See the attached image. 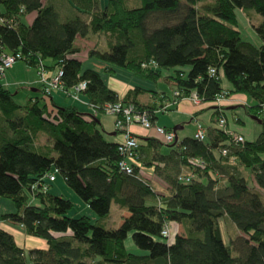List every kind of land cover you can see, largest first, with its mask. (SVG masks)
Instances as JSON below:
<instances>
[{
	"label": "trees",
	"instance_id": "obj_1",
	"mask_svg": "<svg viewBox=\"0 0 264 264\" xmlns=\"http://www.w3.org/2000/svg\"><path fill=\"white\" fill-rule=\"evenodd\" d=\"M238 9L262 16L254 25L261 45L242 39ZM78 36L96 40L91 57L154 80L170 77L178 100L193 91L201 102L222 93L246 95L255 102L246 113L259 118L260 133L235 142L216 124L203 140L141 136L132 172L122 171L120 141L105 136L98 114L105 104H133L153 123V110L163 105L141 104L138 96L147 91L141 87L120 96L99 71L83 69ZM2 53H19L17 60L36 69L41 63L62 69L66 91L86 82L81 93L93 112L49 103L42 87L21 104L0 81V196L16 207L0 216V264H264V0H0ZM152 62L155 68L143 67ZM222 112L217 106L213 122ZM41 135L44 144L37 143ZM143 169L166 184L164 192ZM57 172L98 220L109 215L112 202L127 209L121 224L106 228L86 215L70 216L72 201L49 191ZM31 197L39 204H30ZM225 217L241 232L227 242L220 226ZM3 221L48 247L26 250ZM173 224L184 234L164 236ZM130 233L140 253L127 249Z\"/></svg>",
	"mask_w": 264,
	"mask_h": 264
},
{
	"label": "rangeland",
	"instance_id": "obj_2",
	"mask_svg": "<svg viewBox=\"0 0 264 264\" xmlns=\"http://www.w3.org/2000/svg\"><path fill=\"white\" fill-rule=\"evenodd\" d=\"M33 15L34 14H31V15L29 14L26 17L28 22L31 21L34 18ZM237 19H238L237 29L241 32L242 39L250 41V42L254 43L255 45H261L262 44V40L257 35V33H256L255 29H254V25L258 24L262 20V16L260 14L256 13L255 11H252V13H249V15H246L243 11L238 9L237 10ZM93 40H95V39H93ZM99 44L101 46L105 47L106 46V37H104V36L101 37L100 40H99ZM81 45L84 47L83 42L81 43ZM78 56L83 61V69L92 68V69H95V70L99 71L104 76V79H105L106 82H108V80L110 78V73H108L105 70V68L109 67V66H112V67H114L117 70V73L114 74V75H116L114 77L116 80L117 79L118 80L128 79L127 80L128 82H130V83H132L133 85H136V86H142L143 88L144 87H148V88L160 89V90H165V91L169 90L170 91L169 86L163 80L165 77L162 78V79H157V80H154V79H151V78L147 79L146 77L139 76L138 74H134V73H132L131 71H129L127 69L114 66V65H112L110 63H107V62H105L103 60L97 59L96 57H91L89 55V53H88V50L80 52L78 54ZM17 65L18 66H20V65L27 66L26 63L23 60L15 61V63L12 66H13L14 69H16ZM164 73L165 74L166 73L169 74L170 72L165 71ZM6 74L7 73H5V75H4L5 77L3 76L0 81H2V79L4 78L3 81L5 83L8 82V78L6 80V77H7ZM24 75H26L25 72L21 76H24ZM29 77H30V74H28V78ZM37 77H38V74H37ZM38 79H39V77H38ZM223 85H225V86L228 85L226 80L223 81ZM8 87L12 91H16V90L20 91L17 94V102H19V103H25L27 101V98H29L34 93L40 95L39 91L34 92L32 90V88H29V86H26L25 84L14 83V84H9ZM148 88H145L147 91L141 95V99H142V97H144V99H150L151 93H150V91H148V90H150ZM59 91L60 90L53 91L54 95L55 96L61 95L62 92H59ZM64 98L67 99V103H72V104H75V105L79 106L80 110L82 112H85V113H91L92 112L90 107H88L87 105L82 104L81 102H78L79 100L76 101L74 98L72 99V97H70L68 95H65ZM82 98H83V96H82ZM144 99H143V101H144ZM200 103H198V104H200ZM214 103L216 104L217 102L215 101ZM237 113L239 114L242 123L233 122L234 118L232 117V114L229 111L227 113V115H228L230 124L233 127L235 125L237 130L241 131L245 135L246 139H248V140L255 139L258 136V134H257L258 133V129H259V126L261 127V125L257 122V120L252 119V117L249 116L246 113L244 108H239ZM98 116L101 119L102 124H103V127L101 128V130H105V132H106L105 136L107 138L108 137L112 138L110 132L114 130L113 121H112L114 116L109 114V113H106V112L100 113V114H98ZM204 119H205V121H207L206 117H204ZM165 121H168V122L170 121V115L167 114V113H161L159 115V119L156 122V125H161V126L163 124L169 125V126L173 125V124H170V123H165ZM188 121L189 122H187L185 124V132L190 134V133H192V130L194 129V123H192L190 121V119ZM216 124H218V123L217 122H213V121L211 122V125H216ZM145 130L148 133H154L157 138L162 140V136L156 134V131H155L154 127H151L149 129H145ZM116 137L118 138V135ZM37 143L38 144H44L45 143V136L41 135L38 138ZM162 148L168 149L166 146H163ZM148 170L149 169H147V170L144 169L143 172H146ZM243 173H244V175L246 177L248 176V172L243 170ZM144 174L145 173H143V175ZM144 176H146V175H144ZM152 183H154V182H152ZM156 183L153 184L154 188L157 191L164 192L165 188H162L161 185L156 184ZM49 189H50V193H52L54 195H61V196L65 197L67 199H70L72 201L73 207L69 211V215L70 216L80 217L82 215H86V216L90 217L93 222L100 223L101 225H103L106 228H117L121 224L124 215H126V213H127V209L120 207L115 202H112L109 215L106 218H104V219H99L98 220V216L96 215V213L89 207V205H87V203L71 187L68 186V184L64 180L63 176L59 172L56 173V181L50 183V188ZM260 191H261L262 195L264 196V190L261 189ZM148 202H151V200H149ZM29 203L33 204V205H38L39 204L38 200L33 198V197L30 198ZM15 209H16L15 204L10 198H6V197H1L0 196V216H1V214L5 213V212L14 211ZM220 226H221V229H222L223 238H224L225 242H227L230 237L241 234V232H239V230L236 228L235 224L229 218H226V217L222 218L220 220ZM175 233L184 234L183 226L179 225V224H173L172 226L170 225L169 226V235L174 237ZM17 238H18V241L21 244L24 243V241H22L19 236ZM34 239L36 240L37 237L29 236V235L26 236V242L25 243H27L26 244L27 247H38L37 242L36 241H32ZM126 246H127V249L129 251L135 252V253H140L139 248L133 242L131 233L129 234V236L126 239ZM29 263H30V260H29ZM100 264H102V263H100Z\"/></svg>",
	"mask_w": 264,
	"mask_h": 264
},
{
	"label": "crops",
	"instance_id": "obj_3",
	"mask_svg": "<svg viewBox=\"0 0 264 264\" xmlns=\"http://www.w3.org/2000/svg\"><path fill=\"white\" fill-rule=\"evenodd\" d=\"M32 14H34V13H32ZM34 16H35V14L33 15V17ZM31 21H29V22H31ZM82 42L84 44V47L81 45ZM76 44L80 47V52L85 51V50H90V49H92V48H94L96 46V42L93 39L83 38V37H80V36L77 37ZM24 72L26 73V75L21 76L22 74H24ZM6 73H7L6 74V76H7L6 80L8 78V82H7L8 84L3 81L4 78L2 79L3 82L1 81V83L4 84V86L7 87L8 89H10L8 87L9 84H14V83L25 84L26 86H29V88H32V90L34 92L39 91L38 88L41 87V84H40L39 79L37 77L36 68L31 67L29 65H27V66H24V65L18 66L17 65L16 69H14L13 66H12ZM116 73H117L116 69H115V72L110 73V78H109L107 84H108L109 87H111L112 89L117 91L120 96H124L129 90H133L135 87L143 88L142 86L133 85L132 83L127 81L128 79H125V80H118L117 79L116 80L114 78L116 76L114 74H116ZM28 74H30L29 78H28ZM168 75H171V74H168ZM139 76H144L145 77L146 75L144 73H142ZM159 79H162V78H159ZM163 80L169 86L170 91L169 90L165 91V90H160V89L144 87L143 89H145V88L150 89V90H148L151 93L150 99H144V97H142V99H141V95H142L141 94V95L138 96V101L141 104H151L152 106H154L156 108H158V107H160L162 105L171 104L169 106V108L166 109L165 111L164 110L158 111L162 107L160 109H155L154 108L155 110H153V111H155V112H153V123L156 124L157 120L159 119V115L161 113L169 114L170 115V121L169 122L165 121V123H170V124H173V125L169 126V125L163 124L162 126L168 128V129H171L173 131H174V127H177V129L175 131V134H176V137H177L176 141L179 142V141H181L182 139H184L187 136H190V137L194 136L195 132L198 129V125H200V124L205 129V132H207L208 127L212 126L211 122L213 121V118H214V115H215L214 112H215V109H216L217 106L220 108V111L221 112L223 111L224 114L226 115L227 120H228V127L230 129H234L235 131H237L238 133L242 134L245 137V135L241 131L237 130L235 125L233 127L230 124V121H229L227 113L229 111L231 112L232 117L234 118L233 122L242 123L241 119H240V116L237 113L238 109L239 108L246 109L247 106L253 105L255 102L252 99L248 98L244 94H233V95H231L229 97L223 98L218 104L217 103L215 104L214 102H201L200 104H195L188 97L187 98H183V99L177 101L176 103H173V101L175 99L174 95H173V92L175 91L174 82L171 80L170 77H165ZM226 86H228V85H226ZM12 92L14 93V98L17 101V94L20 91L16 90V91H12ZM39 92H40V95H41V91H39ZM59 92H62L61 95L55 96L54 92H53L52 96L48 97L47 99L50 98V100H52L54 103H56L57 105H60V106H67V105L77 106V105L72 104V103H67V99L64 98L65 95H67V94L64 91L60 90ZM36 96H39V94L34 93L30 97H36ZM82 96H83V98H82ZM29 98H27V100ZM72 99H73V97H72ZM143 99H144V101H143ZM50 100H48L47 102L50 103ZM76 101H78V100H76ZM78 102H81L82 104L87 105L88 107L91 108V106L88 104L87 97L83 93H80ZM21 104H24V103H21ZM77 107L80 110V107L79 106H77ZM91 111L93 112L92 108H91ZM97 117L99 118V116H97ZM204 117H206L207 121H205ZM189 119H190V121L192 123H194V129L192 130V133H190V134L185 132V124L187 122H189L188 121ZM238 119H240V121H238ZM252 119H255V118L252 117ZM255 120H257V119H255ZM99 121H100V123H101V125L103 127V124H102V121H101L100 118H99ZM112 121H113L114 130L110 132L112 138L108 137V139L109 140H113V141H120L122 136H121V133H117L116 132L115 116L113 117ZM257 122L261 125L259 120H257ZM129 129H130V131L133 134H135L138 137H141V136H154V137H156V135L154 133H148L145 130V128H143V127L141 128V126H139V125H132V126L129 127ZM260 129H261V127L259 126L257 134L260 133V131H261ZM117 135H118V138L116 137ZM141 141L146 143V139H143ZM170 146L171 145H166V147L168 149L163 148V152L168 153L170 151L169 150ZM149 150H151V148ZM143 171H144V169L142 170V173H145L144 175H146L144 177L149 179V180H151L152 182H154L153 184H155L157 182L156 184L161 185L162 188L166 187V184L164 182H162L160 178L156 177V175H154L153 172H151L152 169H149L148 170L149 172L148 171L143 172ZM183 171H184V173L187 172V170L185 168H183ZM55 181H56V179H55ZM55 181H53V182H55ZM49 191H50V189H49ZM159 192H161V191H159ZM1 224H2V226L5 229L10 231L15 236V239L18 242V244H20L21 246L25 247L26 250L31 249V248H43V249H46L48 247L47 246V242L44 239H41V238H37L36 240L35 239L32 240V241H36L37 242L38 247H27V245H26L27 243H25V242H26V236H28V235L25 234L22 226L13 224V223H11L9 221H3ZM18 236L21 238L22 241H24L23 244H21L18 241V238H17Z\"/></svg>",
	"mask_w": 264,
	"mask_h": 264
},
{
	"label": "built area",
	"instance_id": "obj_4",
	"mask_svg": "<svg viewBox=\"0 0 264 264\" xmlns=\"http://www.w3.org/2000/svg\"><path fill=\"white\" fill-rule=\"evenodd\" d=\"M20 58V54H12V53H2L0 54V79L5 75L6 71L12 67V65ZM143 67H151L155 68L156 63L152 62L150 64H144ZM37 74L39 77V82L41 84L44 95L48 98L52 95L53 91L61 90L64 91L68 96L73 97L75 100H79L80 93L85 89L86 82H80L78 85L74 86L69 90H64L62 76L63 70L58 68L55 71L48 70L44 63H41L37 67ZM211 72L214 74L215 70L211 69ZM174 101L176 103L179 98V91L175 90L173 92ZM192 101L196 104L200 103L201 100L198 97L195 91L191 92L188 96ZM225 98V93L217 95L215 101L217 104ZM214 101V102H215ZM171 104L163 105L161 110H166L169 108ZM104 111L111 115L115 116V127L116 129L121 130V140L118 145V149L120 153H122L123 158L119 162V167L122 171L126 173H131L133 170L131 162L134 161L137 155L136 149L140 143L139 137L133 134L129 127L132 125H139L145 129H149L154 127L156 133L162 136V139L165 143H174L176 142V134L175 131L168 129L164 126L156 125L152 123L150 119V113L148 111H138L133 104H123L120 102L117 103H109L104 105ZM155 112V111H154ZM260 118L264 121V103L260 108ZM237 120V119H236ZM219 127L223 128L229 135H231L232 139L235 142H243L245 137L235 131L234 129H230L228 127V120L226 115L222 112L219 120ZM206 132L203 126L198 125V129L194 134V137L200 140L205 139ZM227 150H224L226 153ZM50 180H54V176H50ZM163 235L169 237V226H165L162 231Z\"/></svg>",
	"mask_w": 264,
	"mask_h": 264
},
{
	"label": "water",
	"instance_id": "obj_5",
	"mask_svg": "<svg viewBox=\"0 0 264 264\" xmlns=\"http://www.w3.org/2000/svg\"><path fill=\"white\" fill-rule=\"evenodd\" d=\"M255 119H257V120H259V118L258 117H254ZM176 129H177V127H174V131H176ZM176 139H177V137H176Z\"/></svg>",
	"mask_w": 264,
	"mask_h": 264
}]
</instances>
